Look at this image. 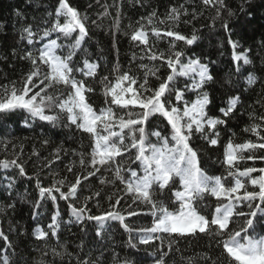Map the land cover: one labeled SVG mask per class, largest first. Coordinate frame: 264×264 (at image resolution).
I'll return each instance as SVG.
<instances>
[{
  "label": "trees",
  "instance_id": "16d2710c",
  "mask_svg": "<svg viewBox=\"0 0 264 264\" xmlns=\"http://www.w3.org/2000/svg\"><path fill=\"white\" fill-rule=\"evenodd\" d=\"M67 2L78 10L87 30L71 58L72 76L91 89L84 95L97 113L111 107L116 116L127 118L126 114L131 112L133 118H137L140 107L112 104L111 96L104 94L106 85H114L117 77L127 73L136 79L130 86L138 92L143 91L139 85L145 83V78L147 89H157L171 72L167 58L175 51H183L182 64L199 60L207 65L212 79L201 88H192L193 80H199L197 73L177 75L169 82V89L162 99L166 106L183 111L185 104L190 106L201 92L208 94V116L224 123L215 129L205 125L203 132L196 131L194 126L189 145L197 153L199 167L207 176L222 177L225 185L231 186L234 181L228 176L229 165L225 159L228 142L264 143V0H223V4L219 0L209 3L205 0ZM59 7L60 0H0V98L10 95L13 88L20 94L28 74L38 67L39 75L27 84L31 89L28 97L36 92H40L41 97L51 96V101L45 100L44 112L57 117L52 122L42 120L24 108L0 111V161H15L8 167L0 164V264L5 259L8 264H84L85 261L87 264H234L223 247L228 231L218 235L216 226L204 233L197 230L186 235L140 231L151 228L157 217L153 216L151 205L135 199V194L127 192L125 183L115 176L117 166L125 181L130 177L129 169L143 175L140 162L135 160V149L129 148L103 166L91 165L93 136L72 123L68 113L59 107L71 89L62 83L50 84L45 79L50 67L39 60L40 50L50 40L61 45L55 50L56 55L68 56L73 41L79 36L78 30L68 37L58 31L43 36V31L51 28L57 19L60 23L65 22L63 15L57 16ZM173 9L179 13L178 19H169ZM149 18L152 24L148 23ZM141 25L147 33V47L131 38ZM28 26L34 33L31 43L22 39V35H27L23 29ZM153 27L160 29L159 36L151 31ZM168 31L189 38L195 34L197 39L188 45L175 36H167ZM230 41L236 44L235 48ZM173 43L174 48L171 47ZM28 53L36 58V65L26 58ZM152 53L157 59H149ZM160 53L164 58H160ZM234 55H241V59H234ZM244 55L249 63H244ZM85 60L96 65L94 75H85L88 71ZM149 69L155 70L156 74L146 77ZM250 79L253 82L250 83ZM122 87H129V83L123 82ZM177 92L183 94L182 99H177ZM143 94L150 95L151 92ZM124 97L130 99L131 93L125 92ZM233 97H238V102L225 116L220 109H227L229 99ZM39 100L37 97V102ZM143 126L148 143L159 146L157 137L151 135L159 131L168 138L169 147L173 145L171 125L162 115L150 116ZM253 126H258L256 132L251 131ZM98 130L102 135L107 134L99 126ZM114 130L118 131V128ZM211 139H217V143L211 144ZM129 143L126 139L125 144ZM240 155L244 159L236 161L232 170L254 168L257 171L251 174L252 177L261 175L264 149L244 150ZM249 156L253 158L248 159ZM78 178L76 195L68 199L61 198L55 191V200L40 194V187L53 185L67 193ZM241 179L249 191L259 190L248 178ZM182 190L179 178H175L163 189L159 184H153L150 191L158 206L177 212L180 202L175 192ZM226 202L218 200L211 192H204L197 195L192 204L200 215L211 220L218 203ZM255 203L260 201L253 202V206ZM69 205L85 207L87 211L78 219ZM236 210L249 212L247 202L237 204ZM108 211L119 212L124 220L98 222L88 219L90 215ZM129 212L135 215H129ZM53 217L56 218L55 227L50 228ZM244 220L245 217L235 216L229 228L238 230ZM41 230L47 233L44 238H39ZM254 231L264 235V217L258 216L254 221ZM248 234L252 235L253 230L250 229Z\"/></svg>",
  "mask_w": 264,
  "mask_h": 264
},
{
  "label": "snow or ice",
  "instance_id": "6c2138e0",
  "mask_svg": "<svg viewBox=\"0 0 264 264\" xmlns=\"http://www.w3.org/2000/svg\"><path fill=\"white\" fill-rule=\"evenodd\" d=\"M209 2L210 0H205V3ZM219 2L223 4V0H219ZM60 15L66 18L65 22L60 23L59 19H57L51 28L43 31V36H48L52 31H58L63 33L65 37H68L77 30L79 31V36L73 41L71 45L72 51L66 57L56 55L55 50L61 47V45L57 44L56 40H50L40 50L39 60L50 67V72L46 75L45 79L50 84L62 83L71 89L67 99L63 100L59 104V107L68 113V119L72 123L77 124L79 128L93 136L94 147L90 160L93 167L97 164L103 166L114 161L116 157L121 156L129 148L136 150L135 160L140 162L143 175H138L135 170L129 169L130 177L125 181L121 176V168L117 166L115 176L122 183H125L127 192L135 194V199L151 205L152 214L154 217H157L151 228L141 229L140 231L186 235L194 234L197 230L204 233L213 226H216L218 235H222L225 231H228V237L223 241V247L234 264H264V235L256 234L254 231V221L258 216L264 217V169H260L261 175L254 178L251 175L257 171L254 168H244L241 170L236 167L235 170H232L236 161L244 159L240 153L244 150L264 149V143L256 144L247 141L242 144H233L231 141L228 142L225 148V159L229 165L228 176L232 177L234 182H232L231 186H226L222 177H209L202 171L199 167L197 153L189 145L194 126L196 131L203 132L205 125L215 129L218 124L224 123L219 118L208 116L206 112V106L209 104L208 94L201 92L197 99L191 102L190 106L187 103L185 104L183 111L174 106H166L164 99H162L169 89V82L177 75L197 73L199 80H193L192 88H201L207 80L212 79L208 73L207 65L201 64L199 60H190L187 64H182L181 57L184 55L183 51H175L173 56L167 58V64L171 72L160 83L157 89H147V79L145 78V83L139 85V89L143 91L138 92L137 89L130 86L136 83V79L127 73L117 77L114 85H106L104 94L105 97L111 96L112 104L120 107H127L129 105H138L140 107L141 112L136 114L137 118H133L131 112L126 114L127 118L125 116H116L111 107L102 108L97 113L87 103L84 95L86 91H91V89H87L83 81H77L72 76L73 69L70 67L71 58L75 54L74 50L80 46L81 41L87 35V30L80 19L78 10L71 7L67 0H60L57 16L59 17ZM178 16L177 10L173 9L169 19H178ZM148 23L152 24L151 18L148 19ZM225 27H227L226 24ZM143 29L144 26L141 25V28L135 31L131 38L133 41H139L147 47V33ZM151 31L156 36L160 35V29L156 27H153ZM23 33L27 35H22V39H28L29 43H31L34 36L31 26L25 27ZM166 34L169 37L175 36L177 40L185 41L188 45H191L197 39L195 34L190 38L173 31H168ZM230 43L233 44V48L236 47L234 42L230 41ZM171 47L174 48L175 43ZM148 50L150 51V48ZM26 58L30 59L33 65H36V58H33L31 53H28ZM160 58H164L163 53H160ZM149 59L155 60L157 59V55L152 53ZM234 59L240 60L241 55H234ZM243 60L244 63L250 62L246 55L243 56ZM84 65L88 70L85 72V75L95 74L96 65L89 63L87 60L84 61ZM142 67L147 66L142 65ZM148 74L155 75L156 72L149 69L145 76L147 77ZM38 75L39 68L37 67L35 71L28 74L25 87L20 94H17V90L13 88L10 95L0 98V111L24 108L42 120L54 122L57 117L46 115L44 112L45 100L51 101L53 99L51 96L41 97L40 92H36L31 97H28L31 89L27 84L32 82L33 77ZM125 81L129 83V87L127 88L122 87V83ZM249 82L253 81L250 79ZM41 83L43 84V81ZM149 91L151 92L150 95L143 94V92ZM125 92L131 93L130 99H125ZM182 96V93L177 92L178 100L182 99ZM37 97H40L39 102H37ZM238 99V97L230 98L227 109L222 108L220 111L227 116L236 106ZM155 114L165 117L171 125V140L174 142L171 147H169L168 138L162 136L159 131L151 133V135L157 137L159 146L148 143V134L143 125L148 121L150 116ZM98 126L107 134L102 135L98 130ZM257 127L253 126L251 131L256 132ZM116 128H118V131L114 130ZM125 130H127V134ZM126 139L130 140V143L127 145L125 144ZM210 143L215 145L217 139H211ZM252 158L251 156L248 157V159ZM14 163L15 161H0V164H3L4 167H8L9 164ZM83 163L84 160L82 158L81 164ZM20 171L23 173V168ZM92 174L89 173V175ZM242 177L248 178L249 183L257 186L259 190L249 191L246 184L242 181ZM175 178H179L183 190L175 192V196L180 202V209L177 212H171L166 207L157 205L152 199L150 190L153 184H159V187L163 189L170 182H174ZM60 183H63V181ZM79 183L80 180L78 178L76 183L69 187L67 193L60 192V189L55 187V185L48 188L40 187V194L41 196L47 194L52 200H55L56 196L53 195L55 191L59 192L61 198L68 199V197L76 195V188ZM241 190L243 191L241 192ZM204 192H211L218 200L223 199L227 201L226 203H218L211 220L200 215L192 204L196 196ZM96 195H99V193H96ZM257 200L260 203H255L253 206V202ZM244 202H247V207L249 208V212L247 213L236 210V205ZM118 203L119 200H117ZM69 207L78 219L87 211L85 207L76 208L72 205H69ZM128 214L135 215L133 212H129ZM235 216L245 217L244 225L239 227L238 230L229 228L230 222H232ZM88 219L98 222L108 219L123 221L124 216L119 212L108 211L97 216L90 215ZM55 223L56 218L53 217V224L49 227L54 228ZM125 227L127 226L125 225ZM250 229L253 230L252 235L248 234ZM46 235L47 233L42 230L39 232V238H44ZM142 242L148 243V240H143ZM3 264H8L7 259L4 260ZM84 264H87V261Z\"/></svg>",
  "mask_w": 264,
  "mask_h": 264
}]
</instances>
